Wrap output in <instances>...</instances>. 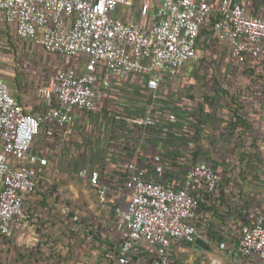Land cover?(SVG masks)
Here are the masks:
<instances>
[{"label": "built area", "instance_id": "2783aa9c", "mask_svg": "<svg viewBox=\"0 0 264 264\" xmlns=\"http://www.w3.org/2000/svg\"><path fill=\"white\" fill-rule=\"evenodd\" d=\"M0 26L67 57L39 87L46 99L42 110L27 111L0 77L1 236L26 226L37 233L41 213L30 215L26 200L39 190L51 161L36 137L49 140L75 111L93 112L122 81L138 82L155 98L200 50L214 46L222 70L242 79L238 93L252 85L256 101L264 95V78L256 79L264 75V13L242 0H0ZM231 103L234 114L247 115L246 95ZM151 112L135 122L153 123ZM76 176L112 204L120 223L118 242L102 252L100 264H173L172 244L200 237L192 191L202 185L212 193L219 183L206 162L191 164L179 186L148 177L129 159L115 168L82 166ZM218 248L264 262V212L241 226L235 244L221 241Z\"/></svg>", "mask_w": 264, "mask_h": 264}, {"label": "crops", "instance_id": "0c3cea01", "mask_svg": "<svg viewBox=\"0 0 264 264\" xmlns=\"http://www.w3.org/2000/svg\"><path fill=\"white\" fill-rule=\"evenodd\" d=\"M50 55L59 57L55 62V71L67 61L65 56ZM256 78L263 80L264 75L258 74ZM136 83L133 93L135 106L131 109L130 117L136 119L135 121L141 120L150 108L154 122L143 126L134 121L131 139H127L129 144H125L126 149L122 148L123 146L118 148L116 153L112 152L115 159L117 156L116 160L105 156L102 165L94 167L115 168L122 160L129 159L143 168L148 177L179 186L185 170L191 164L208 163L218 173V186L212 193L207 192L202 185L195 186L192 191L198 202L195 223L208 249L195 247L194 242H174L171 247L173 263L238 264L245 261L240 255L236 257L235 254L229 255L220 250L218 244L221 241L235 244L241 226L252 223L258 213L264 212V95L262 97L259 94L261 98L256 101V96L250 90L255 89V86L245 87L240 93L246 95L250 107L247 115L241 118L232 111L234 107L231 102L234 96L231 102L222 100L221 105L211 97H198L192 103L182 98L177 100L173 85L163 83L157 97L152 98L142 85ZM260 84L261 80H258V85ZM39 87L36 88L37 94L33 98L27 97L25 93L16 94L15 98L27 111L42 110L46 106V99L40 93ZM125 87L128 88L127 81L117 84L112 89L114 91L111 90L98 105L110 103L112 99L109 97ZM169 89L174 92H168ZM85 113L75 111L72 122L61 130H55L54 135L71 127L85 116ZM41 135L36 137L37 142L44 153L50 154L51 164L41 177L39 190L26 200L30 215L41 213L37 233L33 226H26L23 230L14 229L9 236L0 235V248L7 247L9 264H32L34 259L31 257L36 258L39 264H100L102 252L116 244L120 223L112 204L101 201L97 193L77 176L80 183V187L77 186L79 196L81 200L91 199L94 204L99 205L97 216L101 217L102 225H105V233L101 237L95 235L98 242L83 241L80 244L82 246L77 248V256L71 260H63V256L69 253V247L63 242H43L38 238L42 234L45 235L44 233L54 238L62 229L69 227L64 226L70 221L65 217L72 215V208L76 210L81 208L82 204L80 205L81 201L78 202L73 196L74 191L78 190L73 188V181L68 178V172L76 174L79 168L87 165L81 163V158H78L81 160L79 162L73 158L71 165L59 163L56 156H59V150H56V143L59 142L55 143L54 135L49 140H43ZM59 170L62 172L61 178L57 177ZM50 244L57 246L55 251L51 250ZM12 245L16 250L13 251ZM59 255H63L60 260ZM250 262L264 264L256 258Z\"/></svg>", "mask_w": 264, "mask_h": 264}, {"label": "rangeland", "instance_id": "374dc122", "mask_svg": "<svg viewBox=\"0 0 264 264\" xmlns=\"http://www.w3.org/2000/svg\"><path fill=\"white\" fill-rule=\"evenodd\" d=\"M242 2L249 8L264 13V0H242ZM121 7V5L116 7L114 15L120 13ZM214 49V46H207L206 49L200 50L197 59L188 63L179 72L175 78L177 82L173 84L177 100L183 98L194 103L195 98L208 96L221 105L223 104L222 100L231 102L232 96L237 97L236 94L243 86L242 79L239 75L225 73L222 70L225 65L224 61L216 57ZM58 59V56L46 53L35 41L17 37L11 27L0 26V77L8 85L9 93L13 97H16V94L20 92L33 98L37 94L36 88L41 86L57 68L55 62ZM135 86H137L136 81L129 80L128 88L118 89L114 95L109 97L112 99L110 103L98 105L93 112H86V115L78 119L71 127L69 126L61 133L57 132L54 135L55 143L59 142L56 143L58 147L56 150H59V156L55 153L58 157L57 161L59 160V163L66 166L71 165L75 158L77 162L83 160L81 163L94 167V165L101 166L105 156L115 159L112 152L116 153L118 148L127 146L125 145L129 144L127 139H131L132 125L136 120L130 117L131 109L133 110L135 106L133 94ZM171 91L172 89H169L168 92ZM104 150L106 152H103ZM84 151L85 153H82ZM60 172V170L57 172L58 178L62 177V172ZM68 178L72 179L73 188L80 187L76 174L68 172ZM73 196L78 199V202L81 201L80 205H82L76 210L72 208L70 211L72 215L65 217L70 221L64 226L69 227L62 229L61 233L57 234L58 237L51 238L46 233L38 237L43 242L61 241L69 247V253L66 256L62 255L65 257L63 260H71L72 257H76L77 248L82 246L80 244L83 241L85 243L98 242L95 235L98 234L101 237L105 233L103 232L105 225H102L101 217L97 216L99 205L94 204L91 199L81 200L79 190H75ZM95 244L97 245V243ZM54 246L55 244H50L52 251L56 250L57 246ZM12 248L13 251L16 250L13 245ZM8 254L7 247L0 248V264H9ZM62 256L59 255V260ZM31 259H34L32 264H39L36 258L31 257ZM252 263L238 262V264Z\"/></svg>", "mask_w": 264, "mask_h": 264}, {"label": "water", "instance_id": "95a60500", "mask_svg": "<svg viewBox=\"0 0 264 264\" xmlns=\"http://www.w3.org/2000/svg\"><path fill=\"white\" fill-rule=\"evenodd\" d=\"M194 245H195V247H198V248L208 249V245L206 244V242H204V240L201 237H197L195 239ZM235 256L238 257L239 254H235Z\"/></svg>", "mask_w": 264, "mask_h": 264}, {"label": "trees", "instance_id": "16d2710c", "mask_svg": "<svg viewBox=\"0 0 264 264\" xmlns=\"http://www.w3.org/2000/svg\"><path fill=\"white\" fill-rule=\"evenodd\" d=\"M207 97H208V96H207ZM207 97H206V98H207ZM232 97H233V96H232ZM219 241H220V239L217 240V242H219ZM117 242H118V241L116 240V243H117ZM110 244L113 245L112 243H110ZM108 245H109V244H108ZM111 245H109V246H111ZM104 253H106V252H104Z\"/></svg>", "mask_w": 264, "mask_h": 264}]
</instances>
